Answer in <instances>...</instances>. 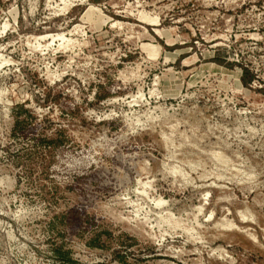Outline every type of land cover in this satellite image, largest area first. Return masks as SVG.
<instances>
[{
    "label": "rangeland",
    "instance_id": "obj_1",
    "mask_svg": "<svg viewBox=\"0 0 264 264\" xmlns=\"http://www.w3.org/2000/svg\"><path fill=\"white\" fill-rule=\"evenodd\" d=\"M0 264H264V0H0Z\"/></svg>",
    "mask_w": 264,
    "mask_h": 264
},
{
    "label": "trees",
    "instance_id": "obj_2",
    "mask_svg": "<svg viewBox=\"0 0 264 264\" xmlns=\"http://www.w3.org/2000/svg\"><path fill=\"white\" fill-rule=\"evenodd\" d=\"M245 72H246V71L243 69V70H242V73H243V74H242V76H241L242 79H243V75L245 74Z\"/></svg>",
    "mask_w": 264,
    "mask_h": 264
}]
</instances>
